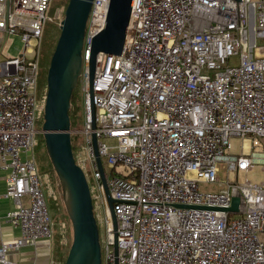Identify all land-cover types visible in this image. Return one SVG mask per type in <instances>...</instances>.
<instances>
[{"label":"built area","instance_id":"2783aa9c","mask_svg":"<svg viewBox=\"0 0 264 264\" xmlns=\"http://www.w3.org/2000/svg\"><path fill=\"white\" fill-rule=\"evenodd\" d=\"M51 1L0 0V170L3 196L13 202L5 220L19 231L0 244V264H21L14 254L49 243L55 232L34 156L46 94L37 87L40 44ZM107 5L92 0L87 21L78 83L83 145L74 155L103 232L101 264H264V0H133L112 69L114 55H106L102 71L104 54L96 57L93 127L88 54ZM11 35L20 36L23 50L1 58ZM92 135L113 199L117 256ZM232 136L241 138L240 154L229 152ZM254 165L263 172L260 184L229 180L230 172L237 177ZM200 184L218 189L202 191ZM233 197L237 212L221 210ZM60 234L68 244L65 223Z\"/></svg>","mask_w":264,"mask_h":264},{"label":"water","instance_id":"95a60500","mask_svg":"<svg viewBox=\"0 0 264 264\" xmlns=\"http://www.w3.org/2000/svg\"><path fill=\"white\" fill-rule=\"evenodd\" d=\"M92 0H68L59 25V36L50 56L45 78V103L41 134L44 146L57 178L61 198L71 225V243L63 264H101L100 234L94 215V204L84 171L75 162L71 148L70 101L79 83L83 69V43ZM133 0H108L105 22L91 39L88 54L89 106L94 127L93 77L96 57L120 55L123 51ZM110 69V70H111ZM96 162L101 172L104 197L114 232L113 250L117 256V220L113 210L106 178L96 151V139L92 135ZM239 197H233L231 206L221 209L230 213L238 210ZM178 208L212 209L176 204ZM114 264H117L115 260Z\"/></svg>","mask_w":264,"mask_h":264},{"label":"rangeland","instance_id":"374dc122","mask_svg":"<svg viewBox=\"0 0 264 264\" xmlns=\"http://www.w3.org/2000/svg\"><path fill=\"white\" fill-rule=\"evenodd\" d=\"M65 0H52L50 4V8L47 11V20L45 22V25H48L49 28H52L53 26H58L60 25V21L63 19V12L65 9ZM44 25V26H45ZM55 30L54 32H56ZM24 44L23 41L21 40L20 36L18 35H11L7 37L6 42L3 46L2 52H1V58H13L21 54L23 50ZM40 86V85H39ZM76 89V94L80 96V113L78 117L75 116L74 120V126L75 128L71 130V133L75 134H80L78 131L82 128L83 120H84V108H83V103H82V95L80 94V85L78 84ZM42 117V114L40 116V119ZM37 122L38 124L41 123L42 120ZM43 122V121H42ZM78 136V135H77ZM38 140H40V145L37 144V146L34 149V156H35V161L36 165L38 168V172L43 178L46 180V182H43L42 179V191L44 193V197L46 200V206L48 209L49 216L51 217L52 223L54 225V231L58 233L61 229V223H65L67 225L68 229V237L70 241V233H71V227H69V220L67 216H65L64 209L62 208L61 204H63L62 198H61V193L60 189L57 186V178L56 175L51 171L50 169V164H49V158L45 154L43 150V145L41 142V136L38 135ZM81 142V147L83 145V138L82 135H79V139L77 142ZM230 150L229 152L231 154H240L241 152V138L232 136L230 137ZM80 147V148H81ZM79 148V149H80ZM78 149V150H79ZM77 150V151H78ZM81 150V149H80ZM79 150V151H80ZM255 150H259V148H255ZM219 167L221 168V164H219ZM218 176L222 179H226V174L224 171L221 169L218 173ZM229 180L230 181H235L237 178V182L242 184L245 181L250 182L251 184H260V182L263 179V172L261 170L260 165H254L250 170L247 172H240L238 176L236 177L234 173L230 172L229 173ZM91 181V177L89 179ZM49 188L54 192V196L49 194ZM218 189L217 185H211V184H200V190L202 191H207V192H215ZM98 223V221H97ZM99 228V234H103L101 231V228L98 224ZM101 241V237H99ZM71 242V241H70ZM101 259L103 260V251L101 250Z\"/></svg>","mask_w":264,"mask_h":264},{"label":"trees","instance_id":"16d2710c","mask_svg":"<svg viewBox=\"0 0 264 264\" xmlns=\"http://www.w3.org/2000/svg\"><path fill=\"white\" fill-rule=\"evenodd\" d=\"M68 0H65V5H67ZM66 7V6H65ZM55 30H57L56 32H54ZM59 27L58 26H53L52 28H49L48 25H45L43 28V34H42V40H41V44H40V63H39V78H38V94H40L42 92V90L45 89V78H46V70L49 64V60H50V56L54 50L56 41L58 39L59 36ZM40 85V86H39ZM70 110H69V118H70V129L73 130L75 128L74 126V120H75V116L78 117L79 113H80V96L76 94V89H74L72 96H71V101H70ZM43 121V118L41 117V119ZM39 121V120H38ZM37 121V122H38ZM42 121L41 123H36V127L38 129L41 130V126H42ZM41 136V142L43 145V150L46 153L45 150V146H44V140H43V136L42 134H39ZM78 135V136H77ZM79 135L80 134H75V133H71V148H72V152L73 155H75V153L77 152V150L81 147V142H77V140L79 139ZM38 145H40V140H38ZM48 157V156H47ZM50 164V169L51 171L54 173V170L52 168L51 163ZM55 175V173H54ZM62 208L64 209V205L62 203H60ZM64 213L65 216L66 212L64 209ZM69 227H71L70 222H69ZM71 231V230H70ZM56 232H54L55 234ZM71 233H70V241H71ZM58 236V234L56 235ZM58 244L56 245L55 248V256H56V260L59 261L60 264H63L66 258V255L68 253V249L70 246V241L69 243L63 247L59 245V240L57 239Z\"/></svg>","mask_w":264,"mask_h":264},{"label":"crops","instance_id":"0c3cea01","mask_svg":"<svg viewBox=\"0 0 264 264\" xmlns=\"http://www.w3.org/2000/svg\"><path fill=\"white\" fill-rule=\"evenodd\" d=\"M6 174L0 170V244L4 241L15 239L19 235L17 228L12 227L5 220V215L13 208V202L4 197L6 190L5 182ZM58 234V236H56ZM65 247L61 239L60 231L55 233L49 243L38 242L34 247H26L14 254L12 258L21 264H60L56 260L55 248L56 245Z\"/></svg>","mask_w":264,"mask_h":264}]
</instances>
